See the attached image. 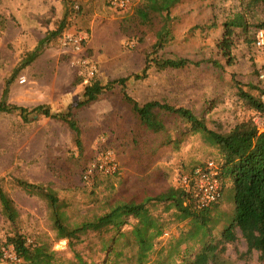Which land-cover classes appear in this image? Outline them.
I'll return each instance as SVG.
<instances>
[{"label":"rangeland","instance_id":"obj_1","mask_svg":"<svg viewBox=\"0 0 264 264\" xmlns=\"http://www.w3.org/2000/svg\"><path fill=\"white\" fill-rule=\"evenodd\" d=\"M139 2L129 0V5L120 9L112 7L109 0H0V100L9 82L6 102L26 108L30 114V120L25 121L18 112H0V187L13 199L20 214L17 230L29 243L41 237L53 239L54 232L47 201L29 193L22 181L49 186L67 199L68 214L80 219L103 213L121 199L142 200L172 186L180 187L181 177L195 167L210 160L220 163L217 149L207 145L200 134L189 132L187 124L174 114L155 109L164 129L149 130L124 101L118 84L96 102L78 108L90 78L80 73L62 49L64 35L86 34L85 51L97 68L94 79L106 84L130 77L126 90L140 104L160 101L190 108L219 132L229 131L241 120L264 124V116L239 95L242 88L259 97L251 88L258 82L251 40L257 25L264 23V5L250 9L246 0H189L185 19L173 25L175 39L160 55L203 63L165 71L152 67L146 78L137 79L160 27L159 20L151 26L137 24L132 13ZM209 11L212 23H194ZM235 13H245L249 29L247 34H239L228 65L218 43L224 22ZM63 21V31L53 34ZM46 36L49 40L40 46ZM38 47L37 57L26 64L27 56ZM214 61L220 67L214 66ZM41 105L53 113L74 112L82 148L65 121L32 113ZM107 151L118 162L117 172L101 173L91 183L85 182L86 165ZM223 188L218 203L231 212L234 191L228 178H223ZM151 210L167 224L156 244L160 248L186 224L178 223L174 211H166L164 205ZM14 231L0 208V264L19 263L6 245V236ZM97 242L96 236H90L77 248L88 254ZM55 250L65 258L73 256L67 240L56 242ZM245 251L246 244L240 240L229 245L227 255L236 264H260L257 253L244 255Z\"/></svg>","mask_w":264,"mask_h":264},{"label":"trees","instance_id":"obj_2","mask_svg":"<svg viewBox=\"0 0 264 264\" xmlns=\"http://www.w3.org/2000/svg\"><path fill=\"white\" fill-rule=\"evenodd\" d=\"M181 1L140 0L134 7L132 16L137 24L151 26L155 20L160 22L155 32L156 41L146 54L141 74L135 76L137 79L146 78L152 67L165 71L200 66L203 63L184 57L167 58L160 55L175 39L173 25L179 21V16L173 15L172 9ZM246 1L250 9L264 5V0ZM257 26L259 28L256 30L264 28V23ZM64 27L63 21L53 34L61 33ZM248 29L245 13H235L224 22L223 38L218 47L227 58L228 65L233 61V49L235 42L237 46L239 34H247ZM255 31L251 40L253 52ZM47 40L49 38L46 36L40 46ZM39 47L27 56L26 64L37 57ZM213 65L220 67L217 61ZM129 78H119L106 84L94 78L89 80L83 92V100L77 107L83 108L96 102L102 94L118 84L122 87L124 101L149 130L160 132L164 129V124L153 113L155 109L181 118L189 132L200 134L207 145L217 149L221 177L231 181L234 191L231 212L222 209L219 201L210 207L198 209L188 190L182 186H172L156 196L142 200H118L103 213L86 214L76 219L68 214L67 199L61 198L52 188L22 181L20 184L29 193L38 194L47 201L54 238L41 237L29 243L28 237L17 230L20 214L13 199L0 187L1 212L15 226V231L6 236V245L12 248L19 260L18 264H98L96 259L100 264H236L227 255V251L229 245L240 240L246 244L244 255L257 253L259 263L264 264V124L260 126L253 119L241 120L229 131L219 132L211 129L206 119L190 108L160 101L140 104L126 90ZM251 88L259 92V97L242 88H239V95L264 116V103L260 99L263 89L258 84ZM8 92L9 82L0 100V112H18L25 121H29L30 114L26 108L6 102ZM32 113L65 121L74 133L76 145L82 148L81 129L72 110L53 113L48 106L41 105L33 109ZM158 204L164 205L166 211L173 210L175 220L186 224L177 236H173L160 248L156 244L163 237L167 224L152 213L151 208ZM90 236H96L98 242L90 247L88 254H82L77 247ZM61 240L68 241V248L73 253L71 258H65L55 250V243Z\"/></svg>","mask_w":264,"mask_h":264},{"label":"built area","instance_id":"obj_3","mask_svg":"<svg viewBox=\"0 0 264 264\" xmlns=\"http://www.w3.org/2000/svg\"><path fill=\"white\" fill-rule=\"evenodd\" d=\"M114 8H125L129 0H109ZM87 36L83 32L66 34L60 39V44L73 63L80 69V73L93 79L97 70L85 51ZM254 56L258 70L257 84L263 89L260 99L264 103V28L257 29L254 34ZM118 170V162L111 151L90 161L84 171L83 180L91 183L98 174H114ZM220 166L215 161H208L195 167L188 175L181 177V186L192 194L195 206L198 209L210 207L218 202L223 193V177L220 174ZM13 254V251H12ZM16 259L15 255L13 254Z\"/></svg>","mask_w":264,"mask_h":264},{"label":"crops","instance_id":"obj_4","mask_svg":"<svg viewBox=\"0 0 264 264\" xmlns=\"http://www.w3.org/2000/svg\"><path fill=\"white\" fill-rule=\"evenodd\" d=\"M189 2V0H182L179 4H177L173 9H172V14L173 15H178L179 16V21H183L188 13V9H186L187 7V3ZM197 13V11H194ZM177 13V14H176ZM211 12L209 11L206 15L203 12V14L201 16H198V18L196 20H194V23H198L199 21H203V22H210L212 23L213 19H211L212 15L210 14ZM209 14V15H208ZM175 34V31H174Z\"/></svg>","mask_w":264,"mask_h":264}]
</instances>
